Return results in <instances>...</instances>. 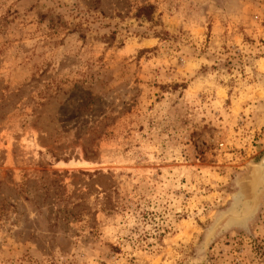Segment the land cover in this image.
I'll return each instance as SVG.
<instances>
[{
  "label": "rangeland",
  "instance_id": "374dc122",
  "mask_svg": "<svg viewBox=\"0 0 264 264\" xmlns=\"http://www.w3.org/2000/svg\"><path fill=\"white\" fill-rule=\"evenodd\" d=\"M263 156L264 0H0V264H264Z\"/></svg>",
  "mask_w": 264,
  "mask_h": 264
},
{
  "label": "water",
  "instance_id": "95a60500",
  "mask_svg": "<svg viewBox=\"0 0 264 264\" xmlns=\"http://www.w3.org/2000/svg\"><path fill=\"white\" fill-rule=\"evenodd\" d=\"M264 156L257 162L251 165L249 176L246 179V195H248L247 203L252 209H254L258 203L261 194L264 191V172L260 174L259 170H262ZM260 178V181L258 180ZM249 191V192H248Z\"/></svg>",
  "mask_w": 264,
  "mask_h": 264
},
{
  "label": "trees",
  "instance_id": "16d2710c",
  "mask_svg": "<svg viewBox=\"0 0 264 264\" xmlns=\"http://www.w3.org/2000/svg\"><path fill=\"white\" fill-rule=\"evenodd\" d=\"M137 18L145 19L150 22L155 21V6L151 3L144 4L139 7L136 14Z\"/></svg>",
  "mask_w": 264,
  "mask_h": 264
},
{
  "label": "bare ground",
  "instance_id": "6f19581e",
  "mask_svg": "<svg viewBox=\"0 0 264 264\" xmlns=\"http://www.w3.org/2000/svg\"><path fill=\"white\" fill-rule=\"evenodd\" d=\"M263 167H262V170H259L260 172H259V177L261 178V176H260V174H262L263 172H264V160H263V165H262ZM258 177V178H259ZM260 178L258 179L259 181H260Z\"/></svg>",
  "mask_w": 264,
  "mask_h": 264
}]
</instances>
